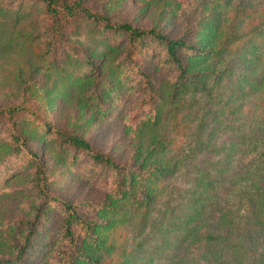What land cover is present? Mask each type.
I'll list each match as a JSON object with an SVG mask.
<instances>
[{
  "label": "trees",
  "instance_id": "16d2710c",
  "mask_svg": "<svg viewBox=\"0 0 264 264\" xmlns=\"http://www.w3.org/2000/svg\"><path fill=\"white\" fill-rule=\"evenodd\" d=\"M79 30L93 50L68 42ZM30 42L45 66L39 93L48 106L72 81L78 100L103 114L99 81L114 84V71L131 66L141 82L139 143L132 164L118 163L74 131L42 123L38 101L0 106L4 182L31 164L44 182L31 144L42 127L109 185L101 203L44 198L31 217L0 222V264H27L49 205L63 212L57 264H264V0H210L178 36L112 22L83 0H0V56ZM147 44L159 51L162 78L134 62ZM115 50L124 56L109 70L93 59Z\"/></svg>",
  "mask_w": 264,
  "mask_h": 264
},
{
  "label": "rangeland",
  "instance_id": "374dc122",
  "mask_svg": "<svg viewBox=\"0 0 264 264\" xmlns=\"http://www.w3.org/2000/svg\"><path fill=\"white\" fill-rule=\"evenodd\" d=\"M91 8L101 9L112 22H128L135 27H155L170 36H178L199 18L210 0H83ZM37 12L36 9H34ZM73 34L68 42L93 50V43L85 32ZM37 44L28 43L0 56V106L20 102H37L39 118L51 128H66L85 137L92 148L110 155L122 164H132L131 157L139 143V132L133 123V110L140 98L141 82L132 67L123 68L120 76L114 71L111 79L114 84L99 85L105 91L103 104L108 109L98 113L80 102L77 97L78 86L72 81L60 85L51 95L53 101L48 106L40 95L47 83L44 63L37 58ZM43 51V50H42ZM109 56H94L95 62L102 63L103 70H109L124 56L122 50L112 51ZM159 51L149 44L144 45L133 57L144 72L156 78L165 76L159 67ZM106 57L104 67L103 60ZM127 71L125 72L124 70ZM94 78V77H93ZM113 89H115L113 91ZM46 102V103H45ZM44 125V124H43ZM32 137L31 144L37 152L38 169L44 182L36 184L35 168L28 165L22 169L17 166V175L3 181L0 175V222L4 220L31 217L44 198L56 197L71 204L80 202L101 203L104 201L109 185L94 178L89 170V162L79 157L73 162L70 150L61 151L55 140L44 129ZM4 135V127L0 129ZM148 135L142 143L148 145ZM80 214L90 216L92 211L79 206ZM63 212L58 205H49L43 214L33 245L27 255V264H57L55 259L65 248L61 236Z\"/></svg>",
  "mask_w": 264,
  "mask_h": 264
}]
</instances>
